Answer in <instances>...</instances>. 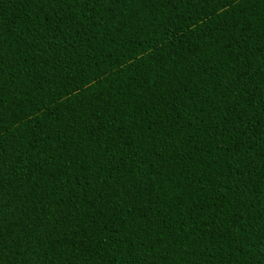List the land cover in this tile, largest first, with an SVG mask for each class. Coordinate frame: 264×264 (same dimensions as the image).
Wrapping results in <instances>:
<instances>
[{
    "label": "trees",
    "instance_id": "obj_1",
    "mask_svg": "<svg viewBox=\"0 0 264 264\" xmlns=\"http://www.w3.org/2000/svg\"><path fill=\"white\" fill-rule=\"evenodd\" d=\"M0 264H264V0H0Z\"/></svg>",
    "mask_w": 264,
    "mask_h": 264
}]
</instances>
